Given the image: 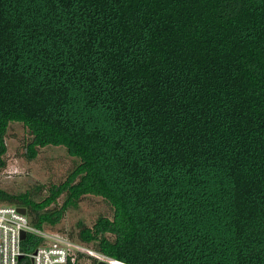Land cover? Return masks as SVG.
Wrapping results in <instances>:
<instances>
[{
  "label": "trees",
  "instance_id": "1",
  "mask_svg": "<svg viewBox=\"0 0 264 264\" xmlns=\"http://www.w3.org/2000/svg\"><path fill=\"white\" fill-rule=\"evenodd\" d=\"M13 124L77 160L0 189L35 227L96 197L67 236L114 262L264 264V0H0V169Z\"/></svg>",
  "mask_w": 264,
  "mask_h": 264
},
{
  "label": "rangeland",
  "instance_id": "2",
  "mask_svg": "<svg viewBox=\"0 0 264 264\" xmlns=\"http://www.w3.org/2000/svg\"><path fill=\"white\" fill-rule=\"evenodd\" d=\"M27 131L19 124H13L9 131L7 142L6 166L0 169V189L12 194L28 191L37 192L45 197L46 192L41 186H51L64 181L68 173L76 166L77 160L71 157L64 148L49 147L40 150L38 157L29 160L26 156L25 141ZM62 200L60 204H62ZM109 206L101 198L87 197L78 207L70 209L54 228L46 229L63 233L76 230L79 223L92 227L99 215L110 216ZM94 255V252H89ZM100 260L110 263V260L96 255ZM112 263V262H111ZM81 264H90L82 260Z\"/></svg>",
  "mask_w": 264,
  "mask_h": 264
},
{
  "label": "built area",
  "instance_id": "3",
  "mask_svg": "<svg viewBox=\"0 0 264 264\" xmlns=\"http://www.w3.org/2000/svg\"><path fill=\"white\" fill-rule=\"evenodd\" d=\"M89 252L63 233L35 227L18 207L0 204V264H75L79 254ZM96 255L90 256L101 261Z\"/></svg>",
  "mask_w": 264,
  "mask_h": 264
},
{
  "label": "water",
  "instance_id": "4",
  "mask_svg": "<svg viewBox=\"0 0 264 264\" xmlns=\"http://www.w3.org/2000/svg\"><path fill=\"white\" fill-rule=\"evenodd\" d=\"M19 210H20V212H21L22 214L27 215V211H26V209H24V208H19ZM23 239H25V234L23 235ZM98 264H111V263L106 262V261H102V260H101V261H99ZM112 264H120V263L112 262Z\"/></svg>",
  "mask_w": 264,
  "mask_h": 264
}]
</instances>
